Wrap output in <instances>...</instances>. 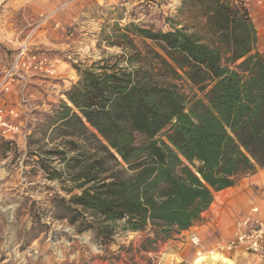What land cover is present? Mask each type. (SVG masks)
Here are the masks:
<instances>
[{"label":"trees","instance_id":"16d2710c","mask_svg":"<svg viewBox=\"0 0 264 264\" xmlns=\"http://www.w3.org/2000/svg\"><path fill=\"white\" fill-rule=\"evenodd\" d=\"M190 1L205 19L201 32L170 19L169 31L115 25L103 41L120 52L73 65L78 82L39 128L63 139L46 153L81 191L56 208L72 223L89 211L105 231L120 222L150 229L147 249L193 227L215 193L264 169V55L254 22L235 0ZM64 172L48 178L62 182Z\"/></svg>","mask_w":264,"mask_h":264},{"label":"rangeland","instance_id":"374dc122","mask_svg":"<svg viewBox=\"0 0 264 264\" xmlns=\"http://www.w3.org/2000/svg\"><path fill=\"white\" fill-rule=\"evenodd\" d=\"M37 2L0 0V70L10 64L28 31L41 18L22 15L23 8ZM41 4L48 8L43 13L56 12L53 21L61 27L54 29L53 23H47L36 33L31 48L62 63L56 75H30L22 93L16 89L7 95L4 115L20 132L8 139L13 142L9 148L2 144L6 139H0V264H193L203 253L213 251L210 236L198 256L199 249L189 235L151 242L147 249V239L154 238L150 229L125 231L120 222L105 231L106 224L85 210L72 223L73 215L56 208V203L81 191L67 180L64 163L46 153L63 139L52 141L51 131L44 128L40 134L39 128L53 109L66 101L64 93L78 82L73 65H89L104 52H120L103 41L115 25L169 31L172 21L178 28L189 26L201 32L205 19L200 7L190 0H42ZM254 13L251 8L250 15ZM182 85L187 92L191 90L188 84ZM55 169L64 172L62 182L49 180ZM225 257L234 264H263L240 250Z\"/></svg>","mask_w":264,"mask_h":264},{"label":"built area","instance_id":"2783aa9c","mask_svg":"<svg viewBox=\"0 0 264 264\" xmlns=\"http://www.w3.org/2000/svg\"><path fill=\"white\" fill-rule=\"evenodd\" d=\"M235 1L242 4L249 13L251 8L264 6V0ZM55 15L56 12L42 15L28 31L10 64L0 70V139L12 140L20 132V128L4 115L7 95L16 89H20L22 93L27 88V78L30 75H56L58 66L62 63L58 58L33 51L31 48L36 33L44 29L47 23H53L54 29L61 27L59 22L53 21ZM10 114L17 116L14 110H10ZM259 213V208L253 207L249 212L239 215L228 239L218 240L211 252L232 253L240 250L264 264V218ZM189 240L199 249V254L205 251L204 243L196 232L189 235Z\"/></svg>","mask_w":264,"mask_h":264},{"label":"crops","instance_id":"0c3cea01","mask_svg":"<svg viewBox=\"0 0 264 264\" xmlns=\"http://www.w3.org/2000/svg\"><path fill=\"white\" fill-rule=\"evenodd\" d=\"M37 1L35 4L31 3L28 8H20L23 11L22 15L30 14V16L37 19L46 14L43 12L48 8L44 4H41L42 0ZM9 5H11L10 2L6 6L8 7ZM46 11L50 13L53 10ZM254 12H256L254 13L255 15L251 14L250 16L257 30V50L264 55V6L262 8H255ZM253 207H258L260 216L264 218V169H259L255 174L242 177L237 185L233 187L215 193L213 203L202 214L201 219L190 229L182 231L178 237L182 238L184 235L188 236L196 232L204 243L208 236H210L214 247L218 240L225 241L228 239L234 228L236 218L241 214L249 212ZM196 254L198 255L199 252L197 251ZM214 254L225 257L231 253L210 251L202 255ZM227 259L231 260L230 258ZM231 261L233 262V260Z\"/></svg>","mask_w":264,"mask_h":264},{"label":"bare ground","instance_id":"6f19581e","mask_svg":"<svg viewBox=\"0 0 264 264\" xmlns=\"http://www.w3.org/2000/svg\"><path fill=\"white\" fill-rule=\"evenodd\" d=\"M193 264H234V263L222 255L214 254V255L201 256L197 260H195Z\"/></svg>","mask_w":264,"mask_h":264},{"label":"water","instance_id":"95a60500","mask_svg":"<svg viewBox=\"0 0 264 264\" xmlns=\"http://www.w3.org/2000/svg\"><path fill=\"white\" fill-rule=\"evenodd\" d=\"M70 106H72V105H70Z\"/></svg>","mask_w":264,"mask_h":264}]
</instances>
